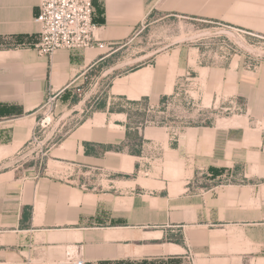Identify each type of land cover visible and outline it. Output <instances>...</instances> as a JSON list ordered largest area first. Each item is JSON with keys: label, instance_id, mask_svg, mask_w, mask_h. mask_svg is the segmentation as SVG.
<instances>
[{"label": "crops", "instance_id": "1", "mask_svg": "<svg viewBox=\"0 0 264 264\" xmlns=\"http://www.w3.org/2000/svg\"><path fill=\"white\" fill-rule=\"evenodd\" d=\"M39 1L0 0V162L8 163L14 147L30 140L35 115L48 99H68L88 73L102 71L103 77L118 68L110 62L114 54L163 8L162 0H103L105 20L96 21L94 13L98 42L47 56L36 47ZM181 49L172 54L173 66L186 70L192 63ZM170 57L155 55L117 76L108 105L118 98L170 94ZM195 65L209 68L196 60ZM212 72L220 76V92L245 101L254 121L220 118L187 128L170 148L190 163L177 176L128 177L117 182L124 191L98 193L76 187L70 180L75 174L63 169L57 171L63 175L38 180L23 179L16 170L0 172V264H72L70 257L86 264L166 259L188 252V245L160 242L174 233L195 240L203 264H264V63L248 69L237 60ZM130 120L124 109L96 112L54 146L49 161L54 167L77 162L83 168L110 162L124 172V161L116 156H122L119 145ZM165 136L164 128H144L147 139ZM136 164L132 161L125 173L138 172Z\"/></svg>", "mask_w": 264, "mask_h": 264}, {"label": "rangeland", "instance_id": "2", "mask_svg": "<svg viewBox=\"0 0 264 264\" xmlns=\"http://www.w3.org/2000/svg\"><path fill=\"white\" fill-rule=\"evenodd\" d=\"M96 2L100 6L104 3L103 0H92L93 5ZM160 5L163 8L155 10L144 26L112 57L110 62L118 68L103 77L102 71L88 73L76 83L68 99L46 101L32 122L35 128L30 140L14 147L11 160L0 162V172L16 170L23 179L38 180L44 175H63L57 172L63 169L75 174L76 177L70 180L84 192L124 191L127 187L119 186L117 182L128 177H174L180 169L189 170L190 163L185 165L170 148L178 144L190 126H206L220 118L241 122L249 116V121H254L245 101L236 95L220 92V76L212 70L234 65L237 60L248 69L264 63V0H162ZM179 48L192 63L186 70L182 66L181 69L173 66L172 54ZM168 52L172 62L170 83L174 85L170 94L135 102L118 98L108 105L110 85L117 76L128 74L147 64L155 55ZM195 60L198 66L209 68L198 69ZM107 107L109 111L124 109L131 117L130 123L127 121L125 140L116 144L123 149L122 156L116 157L117 161L118 157L123 159L124 172H119L110 162L90 168L78 166L77 162L54 167V162L49 161L54 146L96 112L106 111ZM146 127L164 128L165 138H145ZM127 154L138 157L131 160ZM134 160L138 172L126 174L128 165ZM82 184H85L84 188ZM167 238L160 242L188 245V252L174 253L166 259L151 256V259L140 257L139 260L110 264L204 263L196 254L195 240L190 236L174 233Z\"/></svg>", "mask_w": 264, "mask_h": 264}, {"label": "built area", "instance_id": "3", "mask_svg": "<svg viewBox=\"0 0 264 264\" xmlns=\"http://www.w3.org/2000/svg\"><path fill=\"white\" fill-rule=\"evenodd\" d=\"M94 13L92 0H40L35 18L40 25V38L36 46L39 53L52 56L60 49H87L93 46L98 42L94 34L97 28ZM70 259L72 264H86L82 257Z\"/></svg>", "mask_w": 264, "mask_h": 264}, {"label": "trees", "instance_id": "4", "mask_svg": "<svg viewBox=\"0 0 264 264\" xmlns=\"http://www.w3.org/2000/svg\"><path fill=\"white\" fill-rule=\"evenodd\" d=\"M95 5V9H96V11H97V14L99 15V18H96L95 20L96 21H98V22H100V21H104L105 20V18L103 17V15H104V13H105V7H104V5H102V6H100V5H98V3L96 2V3H94ZM135 70V69H134ZM135 102V101H134ZM128 115H129V117H130V114L128 113ZM131 118V117H130Z\"/></svg>", "mask_w": 264, "mask_h": 264}]
</instances>
